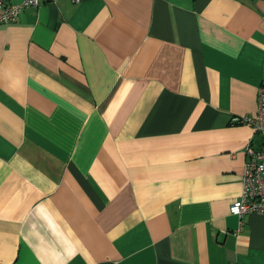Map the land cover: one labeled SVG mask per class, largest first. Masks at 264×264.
Masks as SVG:
<instances>
[{"label": "crops", "instance_id": "crops-1", "mask_svg": "<svg viewBox=\"0 0 264 264\" xmlns=\"http://www.w3.org/2000/svg\"><path fill=\"white\" fill-rule=\"evenodd\" d=\"M264 0H42L0 23V264H264L241 219Z\"/></svg>", "mask_w": 264, "mask_h": 264}, {"label": "built area", "instance_id": "built-area-1", "mask_svg": "<svg viewBox=\"0 0 264 264\" xmlns=\"http://www.w3.org/2000/svg\"><path fill=\"white\" fill-rule=\"evenodd\" d=\"M42 0H0V23L18 20L21 12L38 6ZM235 122L248 125L256 134L264 137V84L259 87L257 110L254 115H242ZM247 161L242 175L243 190L239 199L231 205V212L240 219L248 213L264 215V148L257 149L252 143L246 147Z\"/></svg>", "mask_w": 264, "mask_h": 264}]
</instances>
